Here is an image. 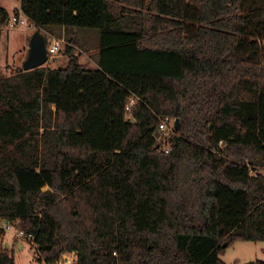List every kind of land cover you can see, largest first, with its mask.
Listing matches in <instances>:
<instances>
[{
	"label": "trees",
	"instance_id": "1",
	"mask_svg": "<svg viewBox=\"0 0 264 264\" xmlns=\"http://www.w3.org/2000/svg\"><path fill=\"white\" fill-rule=\"evenodd\" d=\"M21 10L53 34L98 31V68L71 39L65 67L0 78V226L46 264H226L237 241L264 242V0ZM10 19L0 7V32ZM166 117L179 124L164 142Z\"/></svg>",
	"mask_w": 264,
	"mask_h": 264
},
{
	"label": "rangeland",
	"instance_id": "2",
	"mask_svg": "<svg viewBox=\"0 0 264 264\" xmlns=\"http://www.w3.org/2000/svg\"><path fill=\"white\" fill-rule=\"evenodd\" d=\"M20 6L21 0H0V7L10 12L11 18L19 12ZM37 32L44 33V29L39 30L30 22L20 24L17 27H11L8 24L2 29L0 37V78L10 77L25 70V64L29 58L31 49V40ZM54 37H56V40L61 41L62 45L60 51L49 57V61L45 66L50 67L56 64L54 66L65 67L68 64L67 48L72 47L71 39H75L76 41L73 47L77 52L76 54L82 56L81 64L92 68L94 63L97 62L96 47H98V31L91 29L67 30L55 28ZM53 43V39L49 38L48 48H51ZM87 48H89V53L85 50ZM173 128L174 124L172 123L170 124V130H167L168 134L164 135L162 139L164 142L170 140L174 135V133L170 132ZM47 189L45 188V190ZM15 230L17 231L19 228L15 227L14 231H8L5 247L14 250L16 263L46 264L37 258V246L33 244L31 238L27 236L23 238L17 237ZM12 234H14L13 239H11ZM65 255H68L69 258H75L73 254ZM63 258L64 255L59 260V264ZM221 259L226 264H247L264 261V242L237 241L221 255Z\"/></svg>",
	"mask_w": 264,
	"mask_h": 264
},
{
	"label": "built area",
	"instance_id": "3",
	"mask_svg": "<svg viewBox=\"0 0 264 264\" xmlns=\"http://www.w3.org/2000/svg\"><path fill=\"white\" fill-rule=\"evenodd\" d=\"M26 23H29V20L27 19V17L20 16V15L16 14V15H14L11 18V20L9 22V25L11 27H17L20 24H26ZM61 43H62L61 41L55 40L53 45H52V47L48 48L50 57L53 54H55L56 52L60 51V47L62 45ZM136 102H137V99L135 97H131L130 100H129V103L126 106V110H127V113H128V116H127L128 119L132 118L131 117V112H132V109L134 108V106L136 105ZM172 123L174 124V128L170 132L174 133V131L176 129L175 128L176 120L175 119H171L169 117H166V118H164L161 121V124L159 126V132H162V133H164V135H167L168 134L167 130H170V124H172ZM169 151H170V149L167 148L166 152L169 153ZM0 229H4L6 231H14V227L12 225H10V224H6L5 226L1 225ZM15 233H16L17 237H20V238L26 237V235L24 234V232L22 230H17ZM31 241H33L32 238H31ZM72 254L75 257V254L74 253H72ZM74 262H75V258H69L68 255H64V258L62 259L60 264H74ZM57 264H59V261H58Z\"/></svg>",
	"mask_w": 264,
	"mask_h": 264
},
{
	"label": "water",
	"instance_id": "4",
	"mask_svg": "<svg viewBox=\"0 0 264 264\" xmlns=\"http://www.w3.org/2000/svg\"><path fill=\"white\" fill-rule=\"evenodd\" d=\"M1 37V32H0ZM49 50L45 38L41 35L40 32L34 34L31 40V49L29 58L25 64V71L34 70L40 67L45 66L49 61ZM179 121L176 120L175 128H178ZM160 137V132L158 133ZM228 243L224 245V248H227Z\"/></svg>",
	"mask_w": 264,
	"mask_h": 264
},
{
	"label": "crops",
	"instance_id": "5",
	"mask_svg": "<svg viewBox=\"0 0 264 264\" xmlns=\"http://www.w3.org/2000/svg\"><path fill=\"white\" fill-rule=\"evenodd\" d=\"M9 13H10V12H9ZM16 14H19V15H21V16H25V15L22 13L21 6H20V8H19V12H17ZM10 15H11V13H10ZM63 29H65V28H63ZM40 33H41V32H40ZM41 35L45 38V40H46V42H47V45H48V39H49V38H52L53 41L56 40V39H55L56 37H54V34H53L51 31H46V30H44V33H41ZM96 48H97V47H96ZM85 50H86L87 53H89V48H87V49H85ZM82 52H83V51H82ZM98 53H99V51H98V48H97V57H98ZM78 55H79V58H80V61H81V60H82V56H80V54H78ZM45 65H46V64H45ZM54 65H56V64H53V66L51 65L50 67H49V66H47V67H49V68H51V69H59V68H61V67L54 66ZM86 68H88V69H97V68H98V63H97V62L94 63V66H93L92 68H90V67H86ZM4 224H5V222L2 223V226H5ZM7 234H8V231H6L5 235H0V247H1V246H3V247L6 246L5 242H6ZM13 235H14V234L11 235V239H13ZM5 248H8V247H5Z\"/></svg>",
	"mask_w": 264,
	"mask_h": 264
}]
</instances>
